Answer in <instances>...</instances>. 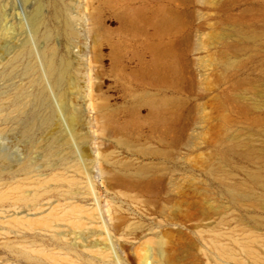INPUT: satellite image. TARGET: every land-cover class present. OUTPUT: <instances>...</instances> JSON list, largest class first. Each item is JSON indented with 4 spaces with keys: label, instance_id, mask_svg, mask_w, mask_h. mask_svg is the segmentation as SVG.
<instances>
[{
    "label": "rangeland",
    "instance_id": "rangeland-1",
    "mask_svg": "<svg viewBox=\"0 0 264 264\" xmlns=\"http://www.w3.org/2000/svg\"><path fill=\"white\" fill-rule=\"evenodd\" d=\"M39 2L46 24L34 35V42L39 47L53 48L58 60L71 61L60 88L76 115L87 120L92 114L84 112L89 103L99 105L104 98L118 109L119 116L134 102L131 95L147 92L182 98L174 157L162 164L142 160L114 139L90 132L83 123L79 142L85 145V155L80 159L67 149L66 134L59 127L50 130L46 118L51 110L34 103L33 96L43 98V94L32 84L35 76L24 72L28 57L7 64L13 54L10 43L17 38L16 43L24 45L22 30L28 29L33 7ZM99 4L103 2L0 0V264H154L152 258L160 245L170 259L168 264H217V260L240 264L214 250L211 239L214 235L217 238V233L223 245L233 248L244 264H257L245 257L234 240L243 239L240 243L246 244V228L252 229L260 236L253 249L264 257V225L255 226L251 221L264 220V210L235 207L217 177L223 170L230 173L232 169L231 181H243L246 176L239 166L264 172L261 159L250 165L233 156L231 164L220 165L218 152L221 146L226 147L228 137L235 136L243 137L240 142H253L248 144L255 149H264V78L260 70L264 64V17L259 13L260 0H112L107 7L102 6L107 20L104 32L87 29L82 20ZM135 10H140L149 22L136 34H123L119 17ZM162 12L181 16V30L158 34L154 21ZM70 22L75 27L72 35L65 31ZM234 28L255 37L239 39L232 35ZM118 41L124 51L116 67L110 51ZM167 43L179 49L182 68L186 69V73L182 69L177 87L154 86L141 75V62L150 60L149 47ZM232 61L240 62L241 67L226 72L223 64ZM249 84L256 89L251 91ZM256 85H262L261 89ZM227 95L254 103L256 112H237L226 101ZM10 98L25 103V109L15 111ZM139 109L140 117L145 118L147 110L141 106ZM254 118L262 121L256 123ZM148 127L147 123L142 125L137 140L143 143L146 139L143 144L151 145L147 148L160 145L154 140L157 134L152 137ZM219 133L229 136L222 139ZM94 141L100 158L91 150ZM52 150L53 155H59L49 156ZM101 156L111 165L127 160L135 166L153 162L167 171L161 187L117 188L107 179L109 176L98 175L96 167L107 162ZM26 162L32 164V169L22 170ZM211 169L218 174H211ZM252 194L259 196L257 190Z\"/></svg>",
    "mask_w": 264,
    "mask_h": 264
},
{
    "label": "bare ground",
    "instance_id": "bare-ground-1",
    "mask_svg": "<svg viewBox=\"0 0 264 264\" xmlns=\"http://www.w3.org/2000/svg\"><path fill=\"white\" fill-rule=\"evenodd\" d=\"M101 1L103 2L104 8L106 5L108 6L109 4L112 3V0H101ZM119 1L125 2L127 0H119ZM100 4L102 3L100 2ZM100 4L97 6L95 5L96 7H93L91 13L87 15L86 18L82 16V20L86 22L87 29H90V27H94L96 28L95 30L97 31L99 30V32L101 31L104 32L107 26V20L103 16L104 13L102 15L103 5L101 6ZM41 6L42 4L39 2L37 6L33 7V12L31 13L29 24L27 23L28 29L22 30V32L24 31L23 35L25 36V38H21V39H25V40H22L23 42L25 41L23 43L24 45L21 46L19 42L16 43L18 41L17 38H14L16 39L15 42L10 43L9 48L11 46L13 54L11 56L7 55L10 57L9 58L10 62L8 61L9 63L7 64L10 65L11 62L12 63L17 62V59H19L20 57L22 58L24 56L28 57L27 58V60L29 59L28 65H27L26 70H24V72L26 75L27 74L29 75V73H31L32 75L35 76L34 80L33 79L31 80L32 84L33 83L36 84L38 86V89L40 88V93L43 94V98L42 97L40 98L38 96L40 102L38 101V98L36 96H33L34 103L37 102V104L46 106L48 109L51 110V114H49V117L46 118L50 130H53L54 132L55 128L59 127L61 131L64 134H66L65 141H67L68 143L67 149L74 151V154L77 155V158L79 157L80 159L81 157H84L85 155V145H81L79 142V140L81 141V138H82V137L80 138L82 134L80 133V130H81L80 127L82 126L81 124L83 123H87L90 129L89 130L90 132L95 133L98 131L104 137L109 138V139H114V141L118 143V145L126 148L127 150H130V152L132 151V154L133 153L137 154L142 160H153V161L156 160L157 163L162 164L164 161H166L170 157H174L173 147L175 145V142L178 141V140L177 141L175 140V134L179 130L176 127V122H178L179 121L178 118L182 116L181 115L182 105H184L182 104L183 102L180 100L182 98H177V96L176 97H168V96H162V95L160 96V95H155V94H151L147 92H144L141 94L137 93L138 95L135 94L136 96L134 95V97L131 95V99H134V102L131 103L132 105H130V107L128 106L129 108L127 109L126 113H124V115L122 116H119L120 113L118 112V109L115 107H112L109 104L108 100L104 98L103 101L99 105H94L92 103H89V105L87 106L84 112L92 113V114L87 116L88 118L87 120H85L84 118H81L80 115H79L80 117L76 115V112L73 111L74 106L72 108L71 107L72 105L69 102L70 101L69 97L67 96L66 92L62 88H60V80L62 78H66L70 65H71V61L66 60L64 58L63 59L61 58L58 60L55 53L51 51V49L53 48H48L46 46L39 47L34 42V39H35L34 35L37 34L38 30L42 27V25L46 24L44 22V14L42 13ZM259 7H260L259 13L261 17L262 16L264 17V0H260ZM119 19L121 22L120 32H122L123 34H136L140 32L141 30H144L145 26L149 22V18L142 15L140 10H135L131 14L123 13L120 15ZM183 23H184L183 18L179 16L178 14L176 15L166 14L162 12L154 21V26L156 29L155 31L158 34H162V33L167 34L171 31L181 30ZM24 25L25 24H23V26ZM72 26H73V22L67 23V28L65 31L69 35H72L73 30H75L73 29L74 26L73 27ZM79 26H82V25L79 24ZM47 28L48 27H45V32ZM232 35H235L239 39H248V38L253 39L255 37V35L252 33H251V36H249V34H247L246 31L240 28H234ZM37 40L38 39H36V42H38ZM38 45L40 44L38 43ZM149 49H150V60L141 62V72H142L141 75L147 78L149 82L154 84V86L170 85L173 87H177L179 84L180 76L183 73L182 69L184 70V67H185L184 66L182 68L181 61L183 60V57L181 56L182 60L180 61L181 54L178 53L179 49L173 43H167L166 45L157 44V45H154L153 47H149ZM122 51H124V45H122V42L118 41L111 45V51H110L111 58L116 67H118V63L122 55ZM223 66L226 72H230L232 70L235 71L239 69L241 67V63L238 61H232L229 63L227 62L224 63ZM185 70L184 72L186 73ZM260 70L262 73L261 77L264 78V64L260 66ZM32 75L31 77H33ZM238 80H241V79H238ZM263 82L264 81H262L261 84ZM246 83H249V81H246ZM251 84H254V83L252 82ZM257 85L254 87H259V88L262 87V85L261 86H257ZM238 86H241V84ZM250 86L252 88L251 91H253V89H256V88H253L252 85ZM233 88L235 87L233 86ZM236 89L238 91L237 87ZM255 93L257 95L258 94L260 95L259 92H255ZM28 96L31 97V94H29ZM18 97H20V95H18ZM10 100H12L11 106L15 109V111H20V110L25 109L26 107L25 103H22L21 101L18 102L16 99L14 100V98H10ZM226 101L230 105L233 104L235 110L243 115H250L256 112V106L253 105L254 103L247 104L246 102L242 100V98H240V96L227 95ZM140 106L144 107L148 112L145 118L140 117L141 116L140 109H139ZM260 107H261V103H260ZM230 110H233L232 107L231 109H229V111ZM230 113L232 114V112ZM254 119L256 123L259 121L260 122L262 121V120H258L257 118H254ZM225 122L227 123L228 120L225 119ZM145 123L149 125L151 130L148 129V132L151 131L152 137L153 135L157 134L156 135L157 139H155L156 138L155 137L154 140H158V143H160V145L147 148L150 144L147 143L148 144L147 146L143 144L146 142V139L145 140L143 139L144 141L143 143H140L139 140H137V138L140 137L139 134L141 131V127ZM262 123L264 124V121ZM255 125L257 126L258 124H255ZM228 133H226V135ZM235 134L237 135V133ZM221 135L222 134H220V136ZM224 135H222L221 138ZM146 138H147V135H146ZM241 139H243V137H241ZM241 139H238V137L236 136L228 137L226 139L228 145L226 144V147L221 146L220 151H218L219 154H221V160L219 161L220 165H223V164L225 165L226 163L231 164V162L233 161L232 159L233 156H236L238 158L240 157L244 163L250 164V165H252L255 161L258 162L257 161L258 159L259 161L260 159L263 160V163H264V149H257V148L255 149L253 147L254 145L251 146L250 144H248L250 141L248 143L242 141L243 142L242 143L240 142ZM218 140L220 141V139ZM255 142L254 144H256ZM261 143L262 142H260V144ZM260 144L257 143L258 146ZM96 145H97L96 141L92 142L91 150L93 151V153L96 154V157L98 158L102 154H99L97 152ZM222 145H225V144H222ZM219 148H220V145H219ZM53 154H54L53 150L48 153L49 156ZM58 155L59 154L57 153L56 155H53V156L55 157ZM133 156H136V155H133ZM101 157H102L101 159L106 158V157L104 158L103 156ZM97 161L98 160H96L95 163H97ZM114 162H116V160ZM263 163L262 165L264 166ZM19 164H21V162ZM75 164H74V167L76 168V170L80 171L81 170L80 165L79 164L75 165ZM96 166L97 165H95V167ZM98 166H99V163H98ZM239 168L243 170L246 176L245 180L231 181V179L229 178L230 176H232V172H233V170L231 169L232 171L230 172L231 174L227 172L226 170L225 171L223 170L222 174H220L217 177L219 181L218 183L221 184V186L224 189V192L229 197V199L231 200V202L233 203L235 207L244 205L247 208L250 207V209L260 208L264 210V172L260 170H250L248 167H246L247 168L246 169V168H242L239 166ZM30 169H32V164L30 162L29 163L26 162L24 165H22V170L28 171ZM96 171L97 173L99 172L98 175L101 174V175L109 176V178L107 177V179L111 181L114 187L116 185L117 188L148 189L151 186L155 187L154 186L155 184H158L157 187H159L161 181L164 178L163 176L165 175L167 170L153 162L146 163V164L139 163V166L138 165L135 166L133 163H130L127 160V163L120 164V165H116V164L111 165L107 161L104 163L102 167H96ZM210 171H211V174H215V175L218 174L217 172H215V170L211 169ZM56 176H59V175H56ZM253 190H257L259 192V196L253 195L252 194ZM251 221L255 226L264 225V220L260 218L259 219L254 218ZM247 226H250V225H247ZM242 229H243V226H242ZM246 229L247 231H245V235H246V232H248V235H249L248 237L249 240L246 239L247 242L246 240H244V243L246 244H241L242 243L241 241L243 239H241L240 241L241 243L239 242V239L237 241L235 237L234 238L236 239V241L234 240V238L232 240H234L235 244L237 243L238 245L239 244L241 245L240 248H241V251L245 254V257L248 256L250 260L252 259L254 262H257L258 264L259 262H261L263 256L261 257L260 253L258 254L253 249V247L255 246V243H257V241L259 242L260 236L256 235V233L252 229L251 230L248 228ZM217 235H218L217 238L214 235L215 239L214 240L211 239L213 241V245H215V248H216V249L214 248V250H218L216 252H219L220 254H222L223 257L225 256L226 259L227 257L230 258L229 259L230 261L232 259V261L234 260L236 263L244 264L245 261L243 262V260L240 258L241 256L237 255L238 253L236 254L235 251L232 250L233 248L230 249L227 247V245L226 246L225 244L223 245V243L220 241L221 239H219V235L221 236V234L217 233ZM211 245H212V242H211ZM157 250L158 252L156 253L155 256H153V258L149 256L150 258L153 259V260L151 259L152 262L154 264H168L170 262V259L168 260V258L165 256V252L162 250L161 245H160V248H158ZM219 261H222V260H219ZM219 261L218 260L216 261L217 264H222ZM263 261L264 260H262V262L259 264H262ZM212 262L215 263V261L213 260Z\"/></svg>",
    "mask_w": 264,
    "mask_h": 264
}]
</instances>
